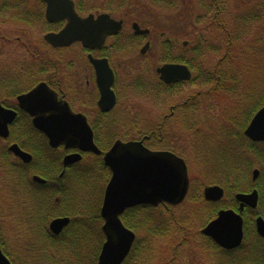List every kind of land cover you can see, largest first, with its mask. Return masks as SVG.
<instances>
[{
  "label": "flooded vegetation",
  "instance_id": "obj_1",
  "mask_svg": "<svg viewBox=\"0 0 264 264\" xmlns=\"http://www.w3.org/2000/svg\"><path fill=\"white\" fill-rule=\"evenodd\" d=\"M71 1L74 3L75 10L81 18L94 16L97 19L99 17V37L102 40L104 39L99 50L86 49L82 46L81 42L74 43L72 46L65 48L56 49L51 47L46 42L45 36L51 33H59L67 24V20L50 22L47 16L48 2L46 0H0L1 23L4 24L5 22L11 23V25L23 26L20 27L23 31L7 40L10 43L14 42L20 45L25 52L23 58L18 63L25 64L23 68L26 70L31 69L34 73L39 69L41 58H48L49 66L52 67L53 64V69L51 70L50 68L48 71V82H42L46 83L57 94L59 101L69 104L75 114H81L87 118L93 129L95 141H111L113 143L117 141H143L145 147L152 151L171 152L183 158L190 171L192 165L189 160L190 157L186 155V152L184 153L187 150L183 145L181 147L179 145L181 149L177 148L178 140L182 141L185 138V142L194 151V141H196L201 133L200 121H203L202 126L204 123H211L213 125L215 120L219 119L218 115L214 113V107L210 114L208 110L205 111L200 102L202 92L199 90V71L203 68V66L200 68V60L202 59L204 62L211 54L221 53L223 55L220 57V64L217 69L221 70V63L224 62L225 68H223V72L225 74L227 71L229 72L231 70L232 43L239 42L235 38V30L233 29L243 26L250 8L258 9L260 12L263 11L264 14V0H237V2H233V0H176L168 2L165 0H152L156 5L163 4L166 7L177 9L181 16H184L185 13L187 14L189 9L193 10L192 4H196L197 8H199V12L194 19V25L198 31L194 34L196 36L193 40H184L182 38L181 41H175L168 38L164 33L161 34L163 43L159 55L160 65L155 68L151 64L144 62L153 43L151 26L133 20L130 13L121 16L120 6L123 5L124 0L122 1L123 3L121 2V5L116 0H100L99 5L97 3L95 5L88 4V0ZM160 7L162 8V6ZM103 17H107V19ZM136 26L138 30L135 28ZM41 27L45 29L40 39L39 31ZM246 39L247 35L244 34L240 40L241 44ZM41 45L47 46V52L44 51L42 56H40ZM74 47H80L82 56L85 58L84 65L86 67L84 69L83 67L77 68L75 60H68L67 57L64 58V53ZM136 47L139 49V57L127 55L126 58H119L121 51L134 50ZM146 47L148 48L143 53L142 51ZM56 50L60 51L57 55L58 57H56V52H53ZM89 55H92L93 59L106 61L111 71L112 78L110 75H107L108 73L104 74V77L107 75L104 83L107 84L111 80L110 90L115 96V105L109 111H104L101 107L103 96L101 89L103 88H101L100 84L98 87L96 70L89 59ZM0 59L2 60L0 64L1 76H5L7 73L6 59L3 55L0 56ZM227 64L229 65L227 66ZM167 65L187 67L191 73V78L172 83L165 82L162 79V74L159 73V69ZM102 66L103 64L99 65V67ZM228 67L229 69H227ZM54 68L57 70H54ZM67 71L70 73L64 78ZM186 86H196L197 93L189 95L184 101L181 99L166 110V105L170 103L172 96L177 92H182ZM33 88L21 94H18V89H0L1 106L17 114L15 120L7 125L8 136H0V169L1 174H4L1 176V180L5 185L8 183L10 186H15L17 191L11 194V197L15 200V206L13 203H10L6 210H0H3L4 214H6L5 212H14L15 210V213L19 216L18 210L20 209L21 216L19 219L23 221L20 222L27 225V233H32L36 237L34 239L35 242H31L30 244H32L34 251H37L41 247L47 249L49 247V243L45 240L46 244L41 245L39 243L41 239L36 236V232H38L40 227L39 220H48L45 230L53 238H60L65 231L63 230L64 232H61L59 235L53 234L50 230V224L54 220L63 218H69L71 221L98 219L99 201L97 204L88 201V208H82L79 211L83 214L86 213V215L84 214L86 218L81 219L80 215L83 214L76 213L74 212L75 210L73 211L70 193L73 185L79 184L74 182L75 179L86 174L88 170L87 164L92 163L96 159H101L103 162V156L90 153L84 154L79 150L67 149L65 146L58 148L51 147L47 136L34 126L33 117L20 107L18 101L19 96L31 92ZM227 90L210 89L209 94L214 95V99L216 95ZM235 91L236 89H231L233 94H235ZM263 95L262 89H257L251 93V102H257L258 104L261 98L263 100ZM139 96L146 104L153 103L159 111L154 113L150 109L151 107L146 109L140 104L135 107V101L132 99ZM248 98L249 96L245 95V103L249 102L250 99ZM214 105L218 109L217 103H214ZM263 107L264 104L254 113L246 125L243 124V118L237 121L231 120L235 124L242 122L240 124L245 125L242 131L243 136L251 143L259 146L264 144V142L252 141L246 136L245 132L255 115ZM130 108L134 109L138 114L135 111H131ZM143 109L145 111L141 112ZM135 115L139 117H135ZM4 121H6L5 118ZM231 142L227 143L226 146L227 156L225 158V165L227 172H229V176L226 177V186L213 185L220 186L224 190L223 199L218 203L204 199L209 205L204 204V202L202 203L200 199L196 198L194 200L200 202L202 205V210L204 211V214L200 215L202 218L205 215H209L212 208L223 200H225V205L218 210V213L221 210H233L236 213H240L241 203L237 199V196L239 194L248 195L257 191V207L251 208L245 205L241 213L244 230L243 243L246 227L250 225L249 234L252 237L251 240L255 242L256 237L259 239L261 243L260 259L264 261V238L257 230L258 218L264 220V180H262V173L260 168H258L260 159L253 155L250 156L249 160L248 158L246 159L243 154L244 151L239 148L243 144L233 142L232 140ZM155 144L159 145L157 149L154 146ZM15 145L23 152L31 155V162L25 163L23 159L11 150ZM112 145L104 153L109 151ZM32 151H36L37 155ZM77 153L82 155V159L78 163L66 165V158ZM83 162L84 164H82ZM249 166L253 167L249 171L248 176H246L245 173L248 171ZM84 171L85 173H83ZM256 171L259 173L255 178ZM35 177L40 178L44 182L35 181ZM236 185L240 187L239 191L234 189ZM14 197H17V199ZM95 205L96 208H93ZM169 206L164 203L157 208L160 207L168 211ZM218 213L202 227L198 235L201 239L205 240L207 248L212 250H216L213 246H217L225 252L241 248L242 246L233 250H225L218 246L211 238L202 234L201 231L217 218ZM208 240L211 241L213 246ZM3 243L6 245V249H8V241H3ZM183 243L181 242L180 245ZM246 264L250 263L246 262Z\"/></svg>",
  "mask_w": 264,
  "mask_h": 264
},
{
  "label": "water",
  "instance_id": "obj_2",
  "mask_svg": "<svg viewBox=\"0 0 264 264\" xmlns=\"http://www.w3.org/2000/svg\"><path fill=\"white\" fill-rule=\"evenodd\" d=\"M46 1L50 22L67 20L59 33L45 36L49 45L64 48L81 42L86 49L99 50L104 42L99 37V17L81 18L71 0ZM135 28L138 30L137 26ZM147 48L142 52L145 53ZM89 59L96 70L98 87L100 84L103 88L101 107L104 111H109L115 105V96L110 90L111 80L107 84L104 80L107 75L112 78L111 71L106 61L93 59L92 55H89ZM100 64L103 66L99 67ZM105 73L108 74L104 77ZM159 73L167 83L191 78V73L185 66L167 65L160 68ZM18 101L20 107L33 117L34 126L47 136L51 147L65 146L67 149L102 155L103 152L94 142V133L87 118L75 114L67 103L59 101L57 94L46 83H41L31 92L19 96ZM16 115L0 104V136H8L7 125L15 120ZM245 134L252 141L264 142V107L255 115ZM11 150L25 163L31 162V155L18 146H13ZM81 159L80 153L72 154L66 158L65 164H75ZM104 164L110 169L112 176L106 187L101 209L104 221L102 231L106 241L102 246L98 264H123L136 241V234L123 224L121 216L128 209L141 205L158 207L164 203L172 206L182 204L190 189L189 171L182 158L171 152L151 151L145 147L143 141L115 142L104 154ZM258 173L255 172V178ZM34 179L44 182L38 177ZM223 196L224 190L219 186H210L204 190L207 201L219 202ZM237 199L241 203L240 213L221 210L217 218L201 231L225 250H233L242 245L244 230L241 213L245 205L257 207L258 193L254 191L248 195L239 194ZM69 224V218L56 219L51 222L50 230L59 235ZM257 230L264 238L262 218L257 220ZM0 264H12L1 248Z\"/></svg>",
  "mask_w": 264,
  "mask_h": 264
},
{
  "label": "rangeland",
  "instance_id": "obj_3",
  "mask_svg": "<svg viewBox=\"0 0 264 264\" xmlns=\"http://www.w3.org/2000/svg\"><path fill=\"white\" fill-rule=\"evenodd\" d=\"M89 1V2H88ZM88 4H94L97 3L99 5L100 0H88ZM119 1L120 5L123 0H116ZM165 1H176V0H165ZM233 2H237V0H233ZM123 3V2H122ZM87 4V5H88ZM192 4V3H191ZM162 6V8L160 7ZM193 10L189 9L188 13L184 16H181L177 9L172 7H166L163 4H154L152 0H124V3L120 10V15H126L127 13H130L131 18L133 20L143 22V24L150 25L153 37H152V47L150 51L148 52L147 56L144 59V62L147 64H151L154 68L160 65L159 62V55L161 53L162 48V41L163 37H161V34L164 33L168 38L172 40H179L181 41L182 38L185 40L194 39L196 35L197 28L194 25V19L199 12V8H197L196 4H192ZM130 19V18H129ZM23 26H17V25H11V23H5L2 24L0 21V54L4 56L6 59V65H7V71L9 72V77H12L11 74L15 73L14 65L20 62V60L23 58V54L25 53L22 49V47L18 44H15L14 42L7 41L11 37H15V34L20 33L21 28ZM44 27L40 28L39 31V37L42 38ZM233 29V28H232ZM262 30V29H261ZM264 31V28L263 30ZM254 34V33H253ZM41 44V41H40ZM234 44V52L237 55H240V58L244 61L242 62V76L239 77V79L236 82H228L227 86L224 89H228L226 92L219 93L215 96L209 94L210 89H214V85H204L203 83L199 82V90L202 92V96H200V102L202 107L209 111L211 114V111H213L214 107V113L218 115V118L221 119L223 117H227L228 119H234L237 121L238 119H241L244 116V113L247 109L252 108L254 103H251L247 101L245 103L244 96L246 95V90L248 89L255 91L257 89H262L264 93V57L256 55V49H260L259 42H255L253 40V36L248 38L245 41L241 42H233ZM258 45V46H257ZM257 46V47H256ZM264 47V44H262ZM42 48H45L44 45H41ZM138 47H136L134 50H128V51H121L119 53V58L123 59V57L126 58L127 55H135L139 57L138 53ZM243 52V54H240ZM0 55V56H1ZM223 54L221 53H213L207 59L203 62L204 63V70L209 72L208 74H212L216 71L218 68V65L220 64V57H222ZM129 56V57H130ZM246 56V57H245ZM67 57L68 60L72 59L75 60L77 68L83 67V69L86 67L85 64V58L82 56V52L80 50V47H74L70 51H67L64 53V58ZM118 58V59H119ZM261 58V60H260ZM2 60L0 59V64ZM229 64H227L228 66ZM237 66V64H236ZM222 67L225 68V64H222ZM1 68V65H0ZM233 65L231 64L230 69L231 76H233L234 72H232ZM16 69H18L16 67ZM229 69V67L227 68ZM238 69V67H237ZM20 69H18L19 71ZM69 71L66 72L64 75V78L69 75ZM228 73V71L226 72ZM21 74V73H20ZM24 76V75H23ZM0 77L1 72H0ZM28 77H25L22 81L24 82L25 79ZM236 78V77H235ZM0 80H2L0 78ZM30 82V81H29ZM28 81L25 82L26 85L29 83ZM29 85V84H28ZM7 86H2L0 89H7ZM79 87V86H78ZM9 89V88H8ZM231 89H236L235 94L231 92ZM182 91V90H181ZM244 91V92H243ZM194 93H197L196 86H186L182 92H177L172 96V99L170 103L166 105V110H168L172 105H174L176 102L186 100V98L189 95H192ZM231 93V94H230ZM204 96V97H203ZM133 101H135V107L136 105L140 104L144 108H149L154 111V113H157L159 110L158 108L152 103L146 104L144 100L140 99V96L137 98H133ZM262 98L258 101V104L262 102ZM134 103V102H133ZM214 103H217V107L214 105ZM249 108H248V105ZM153 106V107H152ZM211 107V109H210ZM155 108V109H154ZM256 108V107H255ZM253 108L249 111L253 114ZM138 109V108H137ZM131 111H135L134 109L130 108ZM145 109L141 110V112H144ZM136 113V111H135ZM138 114V113H136ZM248 115V112H247ZM140 116V113H139ZM135 115V117H139ZM229 121V120H228ZM208 122V120H207ZM218 123V125H217ZM221 123V124H219ZM227 124L222 122H214V126L212 127L211 123H204L202 126V132L197 137L196 141L198 140H206L208 139V133L211 131H215V129H218L217 126ZM209 129V130H208ZM214 135L217 134L215 132L212 133V136L214 138ZM177 142L178 145L177 148L181 147L183 145L184 148H186L187 151L186 155L192 158L193 164H192V170H191V179H194L196 182H193V185L190 189V192L188 196L186 197V200L183 204L178 205L176 207H173L174 214L176 215V218L179 220L181 219L183 224H186L188 227L187 231H179L177 228L176 223H172V228L170 231V234L168 236L154 239L153 249L150 250V255H145L146 257H149V262L147 264H222L221 263V256H219L220 252L217 250H212L207 248L205 240L201 239L198 235L200 233V230L202 229V224L206 222L207 216L200 215L204 214V211L202 210V205L200 202H196L194 200L196 197V192H198L199 188L202 187V191H204L205 187L208 186V173L211 174L214 170L211 169V164H208L210 161H208L206 164L201 163L200 160H195L196 153L195 148L194 151L190 149L187 142H185V138L181 141L180 139ZM204 142V141H201ZM216 143V142H214ZM155 148L159 146L158 144H155ZM178 149H181V148ZM220 146H216V149H214L211 152V155H219V149ZM192 151V152H191ZM198 159H201L197 155ZM202 158H205L202 156ZM209 160V158H208ZM88 170L86 173H90L92 170L91 164L88 163ZM85 173V171L83 172ZM92 175H96L91 172ZM4 174H1L0 169V209L6 210L9 206V204L13 203L15 206V200L13 197H11V194L13 192H16L15 186H10L8 183L5 185L3 184L1 180V176ZM197 177H200L199 182ZM100 178V177H99ZM110 177L107 176L106 180L99 179V183L95 184L93 180H90L89 177H85L84 175L82 177H78L75 179L74 182L79 183L73 185L71 189V198H72V208L73 211L76 213H82L79 212L81 209L88 208V201L95 202L96 204L99 201V205L101 204V200L103 197V184L106 187V183ZM104 181V182H103ZM17 199V197H14ZM225 205V200H223L219 206ZM93 208H96V205L93 206ZM92 208V209H93ZM159 211H161V208H158ZM3 210H0V239L1 241H8L7 247L8 252L11 253L12 257L17 259L20 264H24V259L28 258L30 262L28 264H35L34 261L27 257L26 251L30 250L29 246L31 245V242H35L34 239H36L35 236H32V233H27V225L21 224L23 222L20 218L21 211H19V216L17 213L14 212H5L4 214ZM207 211V210H206ZM209 212V210H208ZM199 213V214H198ZM201 213V214H200ZM210 213V212H209ZM83 214V213H82ZM86 215V213H84ZM80 215V218H86L85 215ZM207 214V213H206ZM21 221V222H20ZM100 225V224H99ZM97 229H95L96 233ZM144 231L137 233V237L141 238L144 237ZM38 239V237H37ZM39 240V239H38ZM95 242H97V237H95ZM181 242H184L182 245ZM39 243L41 245H45L46 242L44 240H40ZM80 242L79 244H81ZM28 247V248H27ZM83 250H86L87 247L84 244L82 246ZM80 249V248H79ZM55 257H57V262H64L63 259H67L71 256L69 253L71 249H65L62 245H60L59 248L55 249ZM70 250V251H69ZM88 251V250H87ZM92 253V252H90ZM221 255V254H220ZM49 256V255H48ZM144 258V255H142ZM51 257V256H49ZM151 257V258H150ZM73 261H77L76 257L71 256ZM83 261L85 260L86 263L90 264V255L87 253L81 254L79 257ZM145 259V258H144ZM49 264H54L55 259L48 258L47 259ZM71 262V261H70ZM240 262V261H239ZM132 264H142L143 260L140 259L134 260V262H131ZM39 264H46L45 260L41 261Z\"/></svg>",
  "mask_w": 264,
  "mask_h": 264
},
{
  "label": "trees",
  "instance_id": "obj_4",
  "mask_svg": "<svg viewBox=\"0 0 264 264\" xmlns=\"http://www.w3.org/2000/svg\"><path fill=\"white\" fill-rule=\"evenodd\" d=\"M249 10L250 11H248L246 15V20L243 22V26L240 28L233 29L235 30L234 32L235 38L236 40L240 41L244 34H246L248 38L253 36V40L257 43L259 42V45L261 44L260 45L261 51L259 52L260 49L258 50L256 49L255 51L257 57L262 56V55L264 57V47L262 46V44H264V31H262L264 28V14H263V11L260 12L258 11V9H255V8L253 9L250 8ZM46 48H47L46 45H45V48H42L40 46V56H42V53L46 51ZM233 49H234V44L232 43V58H231L230 66L232 64L234 67L232 69V72H234L233 76H231V74L229 75L231 70L225 74L223 72V67L221 68V70L217 69L216 72H213L212 74H208L209 72L205 71L204 68H201L202 66H204L203 65L204 63L201 59L200 60L201 69L199 71L200 73L199 80L201 83H203L204 85L208 84V86L214 85V89H224L227 86L228 82H231V81L236 82L239 79V77L242 76V72H241L242 67H243L242 62L244 60L240 58V55L235 54ZM53 52H56L55 53L56 57H58L57 55L60 51L58 52V50H56ZM201 52H203V50H201ZM240 54H243V52H241ZM47 59H48L47 57L44 59L41 58L39 69L34 72L35 74L31 71V69L29 70L24 69L23 67H25V64H20V63L15 64L14 65L15 67L13 70L15 71V73L11 74L12 77H9L8 71L5 74V76L0 77L2 79L0 80V87L7 86L6 87L7 89L8 88L18 89L17 90L18 94H21V93L28 91V89L35 87L39 82H42V81L48 82V74H49L48 71L50 68L51 70L53 69V64H52V67H50ZM225 63H228V62H225ZM221 64H224V62ZM16 67L20 70L18 71ZM55 69L56 68H54V70ZM25 77H28V78H26L25 81L23 82L22 80ZM27 81L28 82L30 81V82L27 83L26 85L25 82ZM245 90L247 91L246 92L247 97L249 96L248 99H250L251 93L254 92L255 89L253 91L244 89V91ZM251 101L252 99L249 100L250 104L252 103ZM263 104H264V95H263V101L260 104H257L256 102L254 103L252 108H249V105H248L249 109L245 111L244 113L245 117H242L244 119L243 124L246 125L247 123H249L254 113L258 111V109ZM253 108H255L253 110L254 113L253 114L250 113L251 116L248 117L250 109L252 110ZM247 112H248V115H247ZM231 120H232L231 118L228 119L227 117H223L220 121L219 119L215 120V122L218 121V122L227 123V124L217 126L218 129H215V131H213L217 134L216 136L214 135V138L212 136L213 132L210 131L208 133V139L206 140L200 139L198 141H194V148H195V153H196L195 160H200L201 163L203 164H206L208 161H210L208 164L212 163L211 169L214 171L211 172V174L210 173L207 174L209 177L208 179H210V181H208L207 183L208 185H220L223 187L226 186V177L229 176V172H227V167L225 165V158L227 156L226 146H227V143L228 144L232 143L231 140L233 142L243 144V146L241 147L239 146V148L242 151H244L243 154H244V157H246V159L248 158L249 160L250 156L252 155L257 156L260 159V165H258V168H260L261 173H262L261 178L262 180H264V144L259 146V145H255L251 143L249 140H247L243 136L242 131L245 128V125L240 124L242 122H240L239 124H235V122H233L234 119L233 121ZM202 123L203 121L201 120L200 121L201 132L203 129ZM213 126L214 124L212 125V127ZM201 141H204V142H201ZM96 143L103 151L107 150V148L113 144V142L111 141L99 142L98 140L96 141ZM40 144H44V143H40ZM216 146L221 147L219 149L220 154L211 155V152L214 149H216ZM32 152H34V154L37 155L36 151H32ZM197 155L201 159H198ZM202 156H204L205 158H202ZM189 160L193 164L192 159L189 158ZM252 167L253 166L248 167V171L245 173L246 176H248V173L252 169ZM90 168L92 169L90 173H86L84 176L89 177L90 180H93L95 182V184L99 183V179L106 180L107 176L110 177V171L105 167L101 159L94 160L91 163ZM191 170H192V165H191ZM92 171L96 175H92L91 174ZM193 179H196V178H193ZM197 179H200V177L199 178L197 177ZM193 182L195 181L192 180V185H193ZM201 188L202 187H200L198 192H196L195 197L197 199H200L202 203L204 202V204L209 205L208 203H206V201H204ZM234 189L239 191L240 187L236 185ZM104 191H105V185L103 184V188H102L103 194H104ZM221 208H223V206H219V204L215 205V207H213L212 210L210 211L206 219V222L202 224V227H204L210 220H212L217 215L218 210ZM122 221L129 229L136 232V234L141 232L142 230L144 231V234H145L144 237L137 239L130 255L128 256L124 264H132L131 262H134V260L139 261L140 259L143 260L142 264H147L150 260L148 257L150 255V250L153 249L154 247L153 246L154 241H155L154 239L168 236L172 228V225H171L172 223H176L179 231L187 230L186 224H183L181 222L182 221L181 219L179 220L178 218H176V215L174 214V209L173 207H170V206H169L168 211L167 210L165 211L163 209L159 211L158 208H153L149 206H139V207L128 210L122 216ZM39 224H40V227L38 229V232H36V236H38L41 240L43 239L47 241L49 243V247L48 249L45 247H41L40 250L38 249L37 251H34L32 244L29 246L30 250L26 251V255L27 257H30L34 261L35 264H39L41 261H44V260L46 264H49L47 259L52 258V257L53 259H55L54 264H88L89 262L86 263L85 260L83 261L82 259L79 258L81 254H84V253H87L90 255L91 257V259L89 260L90 264H97L98 255L101 251L102 244L105 241V236L101 230L103 221L100 216V205H99L98 219L96 220H92V219L72 220L71 224L62 234V236H60V238H53L45 230L48 224V220L41 219L39 220ZM95 229H97L96 233H95ZM249 229H251L250 225L246 227L245 240H244L242 247L235 251H231V252L222 251L217 246H213L211 241L208 240L209 243H211L212 246L215 247V249L220 252L221 255L219 254V256H221V262L225 264H246V262L250 264H264V261L260 259L261 258L260 256L261 243L257 237H256L255 242L251 240L252 237L249 234V231H250ZM95 237H97V242H95L94 240ZM80 242L82 243L79 244ZM84 244L87 247L86 250H83L82 248ZM59 245H62L63 248L65 249H71V251L69 250L70 251L69 253L71 254V256L76 257L77 261H73L70 256L67 259H63L64 260L63 263L57 262V257H55V252H56L55 249L59 248ZM0 246L13 264H20L19 262H17L18 260L13 258L11 253L8 252V250L6 249V245L3 243V241H0ZM48 255L51 257H49ZM142 255H144L145 259L143 258ZM145 255H148V256L146 257ZM23 262L24 264H28L30 260L26 258L24 259Z\"/></svg>",
  "mask_w": 264,
  "mask_h": 264
}]
</instances>
